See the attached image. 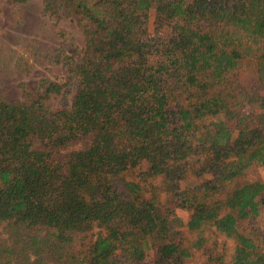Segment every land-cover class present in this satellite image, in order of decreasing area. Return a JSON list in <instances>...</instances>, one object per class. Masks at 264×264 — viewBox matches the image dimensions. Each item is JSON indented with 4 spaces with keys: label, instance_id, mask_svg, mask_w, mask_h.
I'll return each instance as SVG.
<instances>
[{
    "label": "trees",
    "instance_id": "trees-1",
    "mask_svg": "<svg viewBox=\"0 0 264 264\" xmlns=\"http://www.w3.org/2000/svg\"><path fill=\"white\" fill-rule=\"evenodd\" d=\"M43 2L84 48L64 82L0 99V264H264V183L244 178L264 166V0Z\"/></svg>",
    "mask_w": 264,
    "mask_h": 264
},
{
    "label": "rangeland",
    "instance_id": "rangeland-1",
    "mask_svg": "<svg viewBox=\"0 0 264 264\" xmlns=\"http://www.w3.org/2000/svg\"><path fill=\"white\" fill-rule=\"evenodd\" d=\"M83 48L84 37L74 20L57 19L49 14L44 9L43 0H28L22 3L0 0V99L24 103L28 101L30 94L43 90L42 84H46V80L64 82L68 79V73L63 65V56L72 54L75 49ZM65 89L69 90L65 98L50 94L46 105L52 110L68 107L76 95L77 88L68 85ZM85 146L86 142L79 141L62 152L79 150ZM244 178L264 183V166L260 164L250 166ZM160 200L172 208L183 223L187 222L188 212L175 207L169 195L162 194ZM261 215L264 220V204ZM180 231L184 239L195 237L194 233L186 231L185 226L180 227ZM15 237L14 230H4L0 243L13 246ZM220 240L219 236L217 241ZM229 244L227 242L226 245ZM205 259L201 252L196 250L186 264H206ZM7 260L11 264L15 263L13 258Z\"/></svg>",
    "mask_w": 264,
    "mask_h": 264
}]
</instances>
